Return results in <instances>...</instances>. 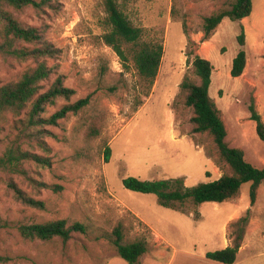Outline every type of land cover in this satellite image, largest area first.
<instances>
[{
	"label": "rangeland",
	"instance_id": "374dc122",
	"mask_svg": "<svg viewBox=\"0 0 264 264\" xmlns=\"http://www.w3.org/2000/svg\"><path fill=\"white\" fill-rule=\"evenodd\" d=\"M234 1L116 0L132 24L143 29L144 40L164 45L150 88L133 62L126 67L105 42L103 34L111 28L105 0H52L42 9L2 2L5 10L22 24L37 27L60 50L48 59L54 72L45 88L61 75L64 85L75 90L70 99L61 97L48 105L42 115L49 117L79 99L90 101L57 125L45 126L50 131L44 137L50 153L15 128L20 117L0 114V156L15 140L22 149L48 155L52 161L51 167L24 161L29 175L49 185L45 187L35 186L19 172L0 170V264H129L113 242L119 223L125 243L138 239L148 243L139 264H224L209 259L207 253L231 244L229 226L248 210L246 247L234 264H264V181L254 205L249 181L226 201H188L179 209L162 206L156 194L123 184L124 178L136 176L182 178L186 186H194L233 172L213 135L193 131L194 111L186 104L181 84L187 78L199 82L193 66L196 55L213 64L209 94L228 125L227 141L242 148L254 166L264 168V141L249 109L254 97L264 119V0H253V11L243 20L225 17L203 41L204 19L230 10ZM2 27L0 20V42ZM243 30L242 47L238 37ZM241 48L247 53V66L234 77L233 60ZM36 63L0 52V86ZM106 146L111 147L108 162ZM10 180L42 200L44 208L19 200L8 186ZM60 219L69 225L83 224L85 232L74 231L66 242L60 237L29 240L21 234L22 224Z\"/></svg>",
	"mask_w": 264,
	"mask_h": 264
},
{
	"label": "trees",
	"instance_id": "16d2710c",
	"mask_svg": "<svg viewBox=\"0 0 264 264\" xmlns=\"http://www.w3.org/2000/svg\"><path fill=\"white\" fill-rule=\"evenodd\" d=\"M16 8L31 5L42 9L50 5L52 0H0V20L2 21V41L0 52L20 61L34 59L36 66L22 72L16 80L9 81L0 86V114L11 113L15 117L16 127L21 133L36 141L45 153L51 152V147L45 140L49 134L45 126L57 125L59 119L68 113H77L90 101V98L79 99L74 103H67L49 117L42 115L48 105H54L59 98L70 99L74 94L73 88L64 85L63 77L58 76L53 83L45 88L44 82L50 79L54 72L48 64V59L55 57L60 50L45 39L42 32L35 26L22 24L10 11L5 10L2 2ZM154 1V0H148ZM109 13L110 30L103 34L105 42L110 45L121 57L123 64L128 67L133 62L138 74L148 87H152L157 79L161 66L164 45L160 40L146 41L143 39V29L134 26L116 0H105ZM253 11V0H235L230 10H221L204 19L203 41L208 40L214 30L225 17L232 19H245ZM185 29H186V25ZM243 47L246 43L245 30L238 37ZM32 44L22 45L20 42ZM193 66L199 77V82L185 79L181 86L186 90V104L193 108L191 119L196 133L209 132L224 161L230 165L233 172L224 173L218 179L210 182H200L194 186H186L182 178L160 180H142L136 176L123 179L126 188L141 192L153 193L158 197L162 206L179 209L188 201L195 204L203 202H223L233 198L239 193L243 183L252 182L251 203L257 200L258 188L264 181V168H258L245 158L242 148L232 146L227 141L228 131L222 118L221 110L209 94L213 64L207 58L196 55ZM247 66V53L241 48L233 60L231 75L241 76ZM250 118L256 122L259 137L264 141V119L259 112L255 98L252 97L249 105ZM22 116V117H21ZM97 133V129H95ZM111 156V147L105 148V159L108 162ZM33 160L39 166L51 167L52 161L48 155L33 153L22 149L14 140L6 152L0 156V170L19 172L34 183L35 186H49L29 175L24 167V161ZM15 196L27 205L44 208V202L27 195L13 180L8 182ZM250 224V211L230 224L231 244L225 248L210 251L207 257L224 264H234L238 253L244 243ZM21 234L29 240H52L60 237L68 241L74 231L85 232V226L79 222L69 225L65 219L51 220L44 223L22 224ZM113 242L121 258L129 264H139L141 257L148 251V243L144 239L133 242H124L123 225L119 223L113 230Z\"/></svg>",
	"mask_w": 264,
	"mask_h": 264
},
{
	"label": "crops",
	"instance_id": "0c3cea01",
	"mask_svg": "<svg viewBox=\"0 0 264 264\" xmlns=\"http://www.w3.org/2000/svg\"><path fill=\"white\" fill-rule=\"evenodd\" d=\"M256 102V101H255ZM256 105H257V103H256ZM257 108H258V110H259V112H260V105L259 106H257ZM220 109V108H219ZM221 110V109H220ZM221 112H222V110H221ZM222 114H223V112H222ZM224 120V119H223ZM225 122V121H224ZM226 124V127H227V130H228V125H227V123H225ZM256 203V202H255ZM254 203V204H255ZM254 204H252V205H254ZM229 245V244H228ZM245 247H246V244L244 243L243 244V246L241 247V249H240V251H243V250H245ZM239 251V252H240Z\"/></svg>",
	"mask_w": 264,
	"mask_h": 264
}]
</instances>
